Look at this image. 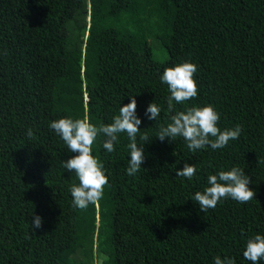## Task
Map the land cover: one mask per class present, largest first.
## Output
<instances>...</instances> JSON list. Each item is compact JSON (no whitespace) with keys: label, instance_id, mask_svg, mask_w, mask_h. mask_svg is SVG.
Returning a JSON list of instances; mask_svg holds the SVG:
<instances>
[{"label":"trees","instance_id":"obj_1","mask_svg":"<svg viewBox=\"0 0 264 264\" xmlns=\"http://www.w3.org/2000/svg\"><path fill=\"white\" fill-rule=\"evenodd\" d=\"M186 61L197 68L198 95L175 111L211 104L221 130L241 125L223 149L190 152L182 138H156L174 114L160 75ZM131 96L141 170L125 174V134L112 153L98 137L92 154L108 184L98 204L73 208L78 181L61 163L76 153L49 122L107 125ZM152 102L156 122L145 116ZM185 164L198 180L176 176ZM233 166L254 198L201 212L190 197L207 175ZM33 215L42 226L31 231ZM256 234L264 235V0H0V264H213L215 256L250 264L242 253Z\"/></svg>","mask_w":264,"mask_h":264},{"label":"clouds","instance_id":"obj_2","mask_svg":"<svg viewBox=\"0 0 264 264\" xmlns=\"http://www.w3.org/2000/svg\"><path fill=\"white\" fill-rule=\"evenodd\" d=\"M197 68L190 62H183L170 68H165L160 75L161 84L168 89L167 105L169 123L161 126L156 138L164 141L167 138L173 141L182 138L190 152H197L206 148L212 150L225 148L230 141L237 140L242 132V126L236 125L231 129L221 130L217 125L220 113L211 104L206 106L193 105L185 111H175L174 105H181L198 95L197 82L193 78ZM129 103L120 106L117 115H114L110 124L93 125L86 118L72 119L60 118L50 121L49 130L63 141L68 152L76 153L61 167L74 174L78 183L69 187L72 197V207L84 210L89 205H96L102 199L104 188L108 184L103 163L92 154V145L98 137L103 139L102 147L107 153L115 151V145L121 134L128 140V157L125 174L135 176L144 162L143 144H138L137 136L141 132L139 126L141 119L136 113V99L129 97ZM161 113V107L150 103L145 109V116L156 122ZM27 137H33L32 129H27ZM140 140L147 142V135H140ZM139 145V146H138ZM198 169L195 165L185 164L182 170L176 171L177 177L191 182ZM250 179L240 167L233 166L229 170L218 171L206 177L207 187L203 191L195 192L190 200L195 202L203 213L214 209L218 203L231 199L245 204L254 198V191L249 188ZM42 226V219L33 215L30 229L34 231ZM243 258L250 264H264V235L256 234L247 239ZM213 264H234L230 257L215 256Z\"/></svg>","mask_w":264,"mask_h":264},{"label":"rangeland","instance_id":"obj_3","mask_svg":"<svg viewBox=\"0 0 264 264\" xmlns=\"http://www.w3.org/2000/svg\"><path fill=\"white\" fill-rule=\"evenodd\" d=\"M92 247V253L93 255H95V252H96V247L95 246H91ZM91 251V250H90Z\"/></svg>","mask_w":264,"mask_h":264}]
</instances>
